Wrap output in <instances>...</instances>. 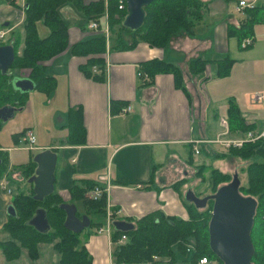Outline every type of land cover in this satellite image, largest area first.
I'll use <instances>...</instances> for the list:
<instances>
[{
    "label": "crops",
    "instance_id": "obj_1",
    "mask_svg": "<svg viewBox=\"0 0 264 264\" xmlns=\"http://www.w3.org/2000/svg\"><path fill=\"white\" fill-rule=\"evenodd\" d=\"M238 1L207 0L203 16L191 33L182 31L172 36L164 47L139 39L134 47L127 48L116 45L112 38L106 40L104 66H93L97 72L102 70L96 78L86 76L79 68L85 57L67 47L47 61L48 71L56 79L55 89L49 93L29 91L24 105L16 110L20 116L14 112L3 123L12 127L2 134H10L8 138L0 135V150L13 151L16 144L22 143L25 129L31 128L37 136L36 146L21 147L32 154L48 147L55 150L54 190L65 201L70 202L68 189L74 177H91L104 186L108 184L107 198L117 210L115 218L135 221L156 209L187 218L183 196L172 183L193 174L194 163L210 162L213 154L203 148L190 154V143L203 134L213 137L220 131L219 117H227L230 100L238 104L246 124L254 125L255 130L264 128V22L255 24L253 42L241 46L236 36L228 33V25L238 26L244 15L243 10L236 9ZM246 1L264 5V0ZM17 9L22 24L23 10L8 0H0V24L8 26L3 31L17 29L12 19H17ZM65 9L70 13V43L94 33L87 21L81 29L82 14L71 1ZM195 56L208 59V63L200 76L184 73L187 92L174 85L169 72L157 73L148 85L140 83L138 67L144 59L163 57L186 65ZM224 56L232 58L233 63L229 73L218 75L217 60ZM259 94L262 97L258 98ZM113 99L127 101L130 109L112 111ZM78 104L82 107L85 142L68 143L66 112ZM3 125L0 124V134ZM207 148L225 151L219 145ZM217 167L224 170L225 166ZM9 203L8 194L0 188V223L9 215ZM75 204L77 210L81 208ZM84 231H90L83 240L92 255V264H118L113 260V244L107 234L88 228ZM39 258L44 260L41 251L33 260ZM58 259L59 255L54 264Z\"/></svg>",
    "mask_w": 264,
    "mask_h": 264
},
{
    "label": "trees",
    "instance_id": "obj_2",
    "mask_svg": "<svg viewBox=\"0 0 264 264\" xmlns=\"http://www.w3.org/2000/svg\"><path fill=\"white\" fill-rule=\"evenodd\" d=\"M69 1L75 5V9L80 10L83 23L90 19H98L106 15L109 29L115 32V44L123 45L127 48L134 47L140 39L151 46L164 47L172 36L182 31L191 33L195 22L202 18L207 0H153L145 8V18L142 26L137 30H130L122 25V20L126 14V6L120 8L119 0H25L23 5L24 16L22 19L23 32L18 29L12 30L4 43H11L14 46L15 57L6 73L0 72V106L12 104L22 107L26 102L29 91H21L14 88L11 78L15 75L13 69H17L19 75L30 77L35 84L34 89L44 90L47 93L55 89V76L48 71V60L67 47L74 54L85 57L83 63L79 64L82 72L89 77H99L102 70L97 72L93 66H104L103 53L106 50V35L102 31H97L74 43L68 39V19L64 17L60 8ZM15 6L20 4L15 0H9ZM244 15L240 17L238 26L228 25V33L236 36L238 43L246 36L254 35L256 23L264 22V5L254 4L245 6ZM40 21L48 27V33L40 36L37 22ZM127 30L133 33L132 40L128 41L121 36V31ZM112 33V32H111ZM22 42V47H18ZM122 46V47H123ZM208 59L195 56L188 60L187 70L190 74H201ZM233 59L224 56L217 60V74L225 75L229 73ZM139 79L142 85H148L153 81L157 73L169 72L173 75L174 85L187 92L184 84V72L178 63L168 61L163 57H151L144 59L138 67ZM127 104L125 100H112V111H120ZM117 105V108L115 107ZM227 119L230 128L245 132L253 129L254 125L246 124L240 108L236 102L230 100L227 108ZM1 121V120H0ZM64 126L68 128L66 141L68 143H84L86 130L83 121L81 105L70 106L66 112ZM23 133V132H21ZM15 136V135H14ZM190 154L193 152V144L190 143ZM201 147L208 153H213V158H226L228 160L237 159L241 161L240 171L245 173V180L240 178L239 190L245 195L253 196L256 201L255 215L251 229V239L254 252L251 260L255 264H264V138H257L253 141H245L240 146L230 145L226 151L218 152L207 148V144ZM1 151V150H0ZM2 152V153H1ZM0 152V179L2 169L6 165L8 157L7 150ZM34 154L29 153L26 161H21L17 166L24 169L25 175L34 172L36 162L33 160ZM193 162V161H192ZM196 177L202 181H208L207 191L204 194L214 192L221 184L227 183L232 172L224 171L219 167L205 163L194 165ZM155 167V166H154ZM153 167V168H154ZM152 168V173H153ZM209 171L206 176L204 173ZM185 178H178L172 183L183 196L181 185ZM99 185H104L91 177H74L69 187L70 202L82 203L86 209L84 213L92 215L90 225L99 227L104 221L106 192L102 191L97 198L90 196V190ZM88 192V195L86 193ZM33 184L30 182V190L23 189L11 194L10 203L14 206L16 214L7 215L0 223V231H7L9 237L0 239V250L7 260L15 259L20 255L21 248L25 247L30 258L36 259L40 255L39 242L52 243L53 248L59 252L57 264H92V255L84 244L81 237L82 230L73 231L64 225L66 216L65 209L61 206L65 202L64 198L53 190L42 199L33 196ZM197 194H201L197 193ZM188 216L182 218L176 215H169L156 209L148 212L133 222V227L128 230H120L113 227L111 231L112 257L117 263L140 264L154 260V256L162 257L156 259L158 264H175V250L183 255L189 254L188 260L195 264L201 255L217 259L218 264L222 260L211 250L209 246L208 222L211 215L212 200L206 206L196 207L193 202L187 201L183 196ZM37 207H43L50 224L47 231H39L29 224L28 219L34 214ZM81 216L79 210L76 211ZM84 237L90 234L84 233ZM125 235L123 242H117ZM192 244L190 246L188 244ZM189 251V252H188Z\"/></svg>",
    "mask_w": 264,
    "mask_h": 264
},
{
    "label": "water",
    "instance_id": "obj_3",
    "mask_svg": "<svg viewBox=\"0 0 264 264\" xmlns=\"http://www.w3.org/2000/svg\"><path fill=\"white\" fill-rule=\"evenodd\" d=\"M153 0H126V14L122 25L130 30L139 29L145 18L144 6ZM15 50L11 43H0V72L6 73L14 61ZM14 88L29 91L35 88L34 81L28 76L15 74L11 78ZM19 109L12 104L0 106V120L6 121ZM57 154L51 147L37 151L33 160L36 166L28 181L33 184V196L42 199L53 192L55 180V166ZM1 163V158H0ZM240 178L237 172L231 179L221 184L214 192L202 196L196 194L191 188L184 192V198L194 203L196 207H204L212 200L211 215L208 222L209 246L222 260V264H255L251 258L254 246L251 239V229L257 205L256 199L245 195L239 190ZM66 211L64 225L73 230L80 231L90 225V217L86 213L76 214L77 205L74 202H62ZM7 213L15 215L14 206L9 203ZM39 231H47L50 224L43 207H37L34 214L27 221ZM114 227L128 230L133 222L127 219H114Z\"/></svg>",
    "mask_w": 264,
    "mask_h": 264
},
{
    "label": "rangeland",
    "instance_id": "obj_4",
    "mask_svg": "<svg viewBox=\"0 0 264 264\" xmlns=\"http://www.w3.org/2000/svg\"><path fill=\"white\" fill-rule=\"evenodd\" d=\"M15 1L20 4L19 8L21 10H23V8H21V7H23V3H24L25 0H15ZM65 6L66 5L62 6L60 8V11H61L62 15L67 18L70 15V13H69L68 9H65ZM17 8H18V6H17ZM17 11H18V9H17ZM19 14H20V11H18V14L16 16L17 19L16 18L14 19V17H12V19L14 20V22H16L15 26L17 27V29L23 30L22 24L20 22V18H18ZM22 18L23 17H21V19ZM102 20H103V18L100 19V21H102ZM4 28L7 29L8 26H6V25L4 26V25L0 24V29L2 30ZM117 29H118V26L116 25V26H114V30L113 29L112 30H110V29L108 30V33H106L107 42L110 41V38H112V40L115 38V35H116L115 32L117 31ZM22 32L23 31H21V33ZM38 32H39L40 36H44V35H46L48 33V27L46 25H44L43 23L39 22ZM4 34H5L4 38H0V41L4 40L5 37L7 36V34H9V33L4 31ZM121 36L129 41V40H132L133 33L129 32L127 30H122L121 31ZM21 47H22V42L20 43V45L18 47V51H20ZM187 63H188V61H187ZM187 63H186V65H184V64L180 65L178 63L180 65V67H182L183 72L185 73V75H191V76L198 75V76H200L202 74V73L201 74L200 73L199 74H190V73H188ZM11 69L12 68L10 67V71H11ZM13 71L15 72V74H19L17 69H13ZM185 75H184V77H185ZM199 88H200V85H199ZM29 91H31V90H29ZM15 112H16V116H20V113H18L17 111H15ZM221 117H219V124L221 126L220 127V131L217 134H215L213 137H207L206 134H203V136H201L200 138L194 139V140H197V141H193L194 144H200V146L203 145V144H207V145H210V146H213V145L218 146L219 145V147H221V149L226 151L227 147L225 145H223V144H221L219 142L213 141L212 139H218V138L219 139H222V138L234 139V138L238 137L243 132H241L240 130H237V129L236 130L235 129L232 130L230 128V126H229V123L227 122L228 123V125H227L228 133H224V131H223L224 127L220 123ZM3 123H4V121H0L1 125H3ZM11 127H12V125L10 123H6V125H3V132L0 135L2 136V134H4V130L5 129H10ZM9 136H10V134L9 135L7 134V135L2 136V138L6 139ZM193 142H192V144H193ZM18 144H16L17 146L13 149V151H10V150L7 151L8 152L7 153L8 160H7L6 165L2 169L3 171H2L1 179H2L3 185L2 186L0 185V188L8 194L9 198H10L11 194H16V192L21 190V189H23L25 191H29L30 190V182L28 181V177L33 174L32 173L29 176L25 175L24 169L22 167H20V166L15 165V164L20 163L21 161H26L28 159V157H29L28 150L26 148H24V147H21L22 143H18ZM233 146H236V145H233ZM200 148H202V147H200ZM2 150H4V149H1V151ZM219 152H221V151H219ZM239 162H241V161H239ZM239 162L237 161V159L228 160L226 158H213V157H211L210 158V162L207 163L205 161H201L200 163H205L206 165L213 164L215 166L224 165L225 167L223 169L225 171L230 172V173L231 172L232 173H234V172L240 173L241 172L240 176H241V180L243 181V180H245L246 175H245V173L240 171V164L241 163H239ZM200 163H194V165H197V164H200ZM192 168H193V172H192L193 174H191V175H189L187 177H181V178H185L186 179L183 182V184L181 185V191L183 190V193H184V191L187 188H191L196 194L201 192V194H198V195L202 196L203 192L207 191L208 181L207 180L202 181V179L200 177H196V169L194 168V166ZM208 174H209V171L207 170L204 173V175L207 176ZM9 187H10L11 193H10V190L8 189ZM86 195L89 196L88 192L86 193ZM79 205L81 206V208L78 209V210L81 213H84L86 211L84 205L82 203H79ZM88 214H89V212H88ZM115 215H116V213L114 214V216ZM93 216H96V214L90 215V217L92 219H94ZM85 228H88L91 231H95V230H97L98 227L95 226L94 224H91V225H89V226H87ZM84 229L82 230V233H81L82 239H84L83 238L84 237V232H85ZM8 237H9V234H8L7 231H0V239H6ZM188 245H190L189 248L191 250V248L193 247L192 244L190 243ZM38 248H39V250L41 249L40 251L43 253L44 260L42 258H39L38 260H33L32 258L29 257L26 248L22 247L20 255L17 258L11 259V260H7L4 257L2 251L0 250V264H41V263L54 264V262H56V260L58 258V255H59V252L56 249L53 248L52 243L40 242L38 244ZM158 258L163 259L164 263H166V260L164 258L159 257V256H154V260L143 262V263H140V264H158V262L156 261V259H158ZM188 258H189V254L188 253L183 255L178 250H175V259H176L175 264H191L190 261L188 260ZM118 264H129V263H118Z\"/></svg>",
    "mask_w": 264,
    "mask_h": 264
},
{
    "label": "built area",
    "instance_id": "obj_5",
    "mask_svg": "<svg viewBox=\"0 0 264 264\" xmlns=\"http://www.w3.org/2000/svg\"><path fill=\"white\" fill-rule=\"evenodd\" d=\"M118 6L120 8H123L126 6V0H119ZM245 6H254L253 1H246V0H239L236 9L241 11ZM87 26L95 31H103L105 34L108 33L109 30V25L108 22L105 21L103 24L97 20V19H92L88 22ZM4 35V31H0V38ZM254 36H246L241 40V46L245 47L250 45L253 42ZM139 74V71H138ZM258 98L262 97V95H257ZM130 109L129 105L123 106L121 108V112H126L127 110ZM228 120L226 117H221L220 123L224 127V133H228ZM264 138V128L260 130H255V129H248L245 132L241 133L238 137L234 139L230 138H222V139H212L213 141L219 142L226 147L230 145H236L240 146L243 142L245 141H253L257 138ZM22 140L24 142V145L27 148L33 149L36 146V140L37 136L35 132L31 128H26L25 133L22 137ZM197 141V140H194ZM200 144H194L193 142V149L195 152H199ZM1 186L3 185L2 180L0 181ZM108 184L105 185L104 187H100L99 185L94 186L90 190V196L97 198L101 195L102 191L106 192V195L108 194ZM9 189V188H8ZM10 190V189H9ZM117 213V210L113 208L110 202H108V198L106 197V206H105V215H104V221L101 226L97 228L98 232H103L107 234V236L110 238L111 231L113 229V223L112 220L114 218V214ZM125 240V235H122L117 242H122ZM190 246V245H189ZM195 264H217V260L210 258L207 255H201L197 258V261Z\"/></svg>",
    "mask_w": 264,
    "mask_h": 264
}]
</instances>
